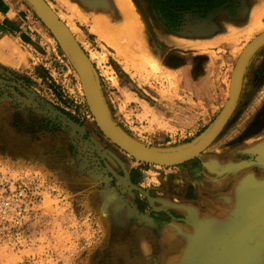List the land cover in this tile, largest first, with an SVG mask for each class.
Instances as JSON below:
<instances>
[{"label": "rangeland", "instance_id": "obj_1", "mask_svg": "<svg viewBox=\"0 0 264 264\" xmlns=\"http://www.w3.org/2000/svg\"><path fill=\"white\" fill-rule=\"evenodd\" d=\"M0 1V172L37 196L16 246L0 244L1 264H243L223 253L258 231L264 258V199L253 197L264 196V48L210 144L180 165H151L99 130L77 70L35 10ZM131 1L139 51L95 29V0H45L87 56L117 127L150 148L186 146L222 110L239 54L264 31V0L185 12L177 29ZM218 220L236 229L210 248L203 234ZM190 235L197 247L181 257Z\"/></svg>", "mask_w": 264, "mask_h": 264}, {"label": "water", "instance_id": "obj_2", "mask_svg": "<svg viewBox=\"0 0 264 264\" xmlns=\"http://www.w3.org/2000/svg\"><path fill=\"white\" fill-rule=\"evenodd\" d=\"M42 18L60 41L72 64L77 69L88 108L99 130L117 147L139 161L162 166H175L196 157L220 132L235 108L243 82V76L251 56L264 44V31L252 39L239 54L229 84L228 98L207 131L189 145L158 150L143 146L122 132L112 120L100 93L93 68L84 52L75 42L64 24L44 0H25Z\"/></svg>", "mask_w": 264, "mask_h": 264}, {"label": "bare ground", "instance_id": "obj_3", "mask_svg": "<svg viewBox=\"0 0 264 264\" xmlns=\"http://www.w3.org/2000/svg\"><path fill=\"white\" fill-rule=\"evenodd\" d=\"M95 2L97 3L99 9L102 11L101 16L98 19H96V21H95L96 22L95 29L97 31H99V28H104V29H107L108 31L112 30V32H110V34L113 37L118 39L119 45L128 46L129 48H133L134 50L139 51L142 48V45H139L141 38L135 39V37L138 34H140L141 32H143L142 31L143 26H142V21H141L138 13L136 11V8L134 7V5L132 3V1L131 0H95ZM50 9H51V7H50ZM51 10L53 11V9H51ZM54 14L58 18H60L56 14V12ZM59 20L61 21V19H59ZM63 24L65 26V23H63ZM67 30L69 31L68 28H67ZM69 33H70V31H69ZM75 42H76V40H75ZM243 79H244V76H243ZM143 163H145V162H143ZM146 164H149V163H146ZM151 165H155V164H151ZM159 166H162V165H159ZM175 166H177V165H175ZM254 189L255 188H253L251 190H254ZM262 190H264V189H262ZM253 197L255 198V204L260 203L258 201H262L264 199V196L261 195L260 192L253 194ZM218 221H220V222H218V223L212 222L208 226V228L206 229L205 233L203 234V236H204L203 238L205 239V243L210 248L216 247L222 241V239H224L227 236H230L232 233L235 232V229H236V227L232 226L230 221H226V220H218ZM256 233L259 234V231L254 232V233L252 232L249 234H245L244 236L240 237L238 239L237 247L235 249L232 248L230 251H226L223 253V257H222V258H224L223 260H225L226 262H229V259L238 258V259H242L243 262L242 261L241 262L243 264L247 263V262H252V264H264L263 256H260L254 250L253 244H254L255 238L258 237V235ZM187 239H188L186 241L187 243L184 242L182 244L181 255H182V253H185V254H183L181 257L189 256L190 253L193 252L195 247H197L198 240H197V237L195 235H190L189 238H187ZM244 239H245V241H244L245 243H244V247H243L240 244V242H242ZM259 239L260 238L258 237V239H256V240H259ZM4 243L11 244L8 242H4ZM0 244H3V243H0ZM208 246L205 248L207 249ZM241 246H242V249H240ZM234 263H236V262H234Z\"/></svg>", "mask_w": 264, "mask_h": 264}, {"label": "built area", "instance_id": "obj_4", "mask_svg": "<svg viewBox=\"0 0 264 264\" xmlns=\"http://www.w3.org/2000/svg\"><path fill=\"white\" fill-rule=\"evenodd\" d=\"M31 186V182L20 177L0 173V243L8 242L16 246L23 231L24 219L37 202Z\"/></svg>", "mask_w": 264, "mask_h": 264}, {"label": "trees", "instance_id": "obj_5", "mask_svg": "<svg viewBox=\"0 0 264 264\" xmlns=\"http://www.w3.org/2000/svg\"><path fill=\"white\" fill-rule=\"evenodd\" d=\"M158 20L170 29H177L185 12L199 9L207 13L222 5L226 0H144Z\"/></svg>", "mask_w": 264, "mask_h": 264}, {"label": "crops", "instance_id": "obj_6", "mask_svg": "<svg viewBox=\"0 0 264 264\" xmlns=\"http://www.w3.org/2000/svg\"><path fill=\"white\" fill-rule=\"evenodd\" d=\"M5 4V3H4ZM1 7H3V4L1 3V1H0V9H1ZM0 14H1V12H0ZM263 48H264V45L262 46V47H260L252 56H251V58H250V60H249V63H248V66H247V68H246V71L249 69H251L252 67H254V64L255 63H258L259 61L257 60V58H261L262 56H261V52H262V50H263ZM255 62V63H254ZM224 63V62H223ZM221 66H222V64H220ZM234 68V67H233ZM233 68H232V71H233ZM232 71H231V74H232ZM246 71H245V73H246ZM231 74H230V77L228 78V84H227V81H226V83H225V86H226V91H229V82H230V78H231ZM244 76H245V74H244Z\"/></svg>", "mask_w": 264, "mask_h": 264}]
</instances>
